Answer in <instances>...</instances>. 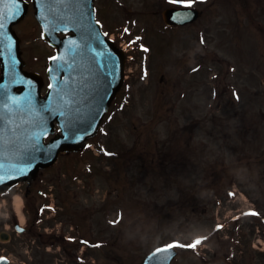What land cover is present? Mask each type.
<instances>
[{
  "label": "rangeland",
  "instance_id": "1",
  "mask_svg": "<svg viewBox=\"0 0 264 264\" xmlns=\"http://www.w3.org/2000/svg\"><path fill=\"white\" fill-rule=\"evenodd\" d=\"M175 1L98 2L105 27L118 29L113 33L118 42L130 45L137 36L132 43L139 57L129 59L127 85L113 107L121 106L123 97L127 104L122 110L114 108L104 131L96 134V143L106 144L114 155L108 165L91 160L106 174L79 175L78 187H72L74 178L65 179L56 171L58 163L36 178L25 198L24 185L0 196V232L10 231L9 241L0 240V254L8 255L12 264H138L151 246L168 239L173 243L162 245L178 250L172 264H196L200 257L212 260V254L221 253L219 238L228 241L227 264L242 247L259 252L253 263L264 264V0H246L245 8L235 5L238 0H192L195 7L209 10L205 24L199 20L175 31L157 29L163 6ZM16 28L26 67L43 72L45 56L53 49L39 40L32 14ZM196 52L202 54L200 59L193 57ZM193 148L182 168L186 178L177 180L171 163L178 165L177 157ZM167 159L163 168L159 160ZM215 164L225 170L220 180L212 175ZM206 174L214 181L201 182ZM56 180L78 193L64 206L84 218V238L101 241V246L83 253L80 246L66 255L57 239L44 237L70 225L66 217L54 215ZM89 186L94 188L86 190ZM186 187L208 197L194 199L191 212L186 205V211L168 221L151 219L154 210L164 203L172 206ZM37 189L54 195L53 212L37 215L46 202ZM58 190L63 188L55 190L62 200ZM17 194L22 214L15 215ZM255 208L256 215L236 220L239 213ZM121 218L127 226L119 233L122 220L111 223ZM14 219L26 232L11 231ZM217 264H224L221 257Z\"/></svg>",
  "mask_w": 264,
  "mask_h": 264
},
{
  "label": "water",
  "instance_id": "2",
  "mask_svg": "<svg viewBox=\"0 0 264 264\" xmlns=\"http://www.w3.org/2000/svg\"><path fill=\"white\" fill-rule=\"evenodd\" d=\"M32 1L46 37L58 46V56L52 60L48 70L52 85L47 97L40 99L39 78L21 68L18 38L11 25L23 17L27 3L24 0H0V55L3 66L0 133L5 136L28 133L36 141V145L32 143V152H36L37 146V155L33 157V161H37L47 154L46 149H40L37 127L46 125L47 130L51 129L52 120L57 119L66 132V135L63 132L64 139L74 140L79 131L86 128L80 127L78 121L85 124L89 110L95 119L101 118L121 84L123 56L103 37L95 24L91 0ZM68 30L74 31L75 35L59 40L56 33ZM61 73L65 74L63 79ZM16 86H21L22 90L15 92ZM60 144L57 140L49 147L56 154ZM60 147L72 146L64 143ZM24 154L22 152L21 157ZM170 256L164 258L162 250H157L142 264H169Z\"/></svg>",
  "mask_w": 264,
  "mask_h": 264
},
{
  "label": "bare ground",
  "instance_id": "3",
  "mask_svg": "<svg viewBox=\"0 0 264 264\" xmlns=\"http://www.w3.org/2000/svg\"><path fill=\"white\" fill-rule=\"evenodd\" d=\"M17 197H15V201H14V208L16 211H20V201L18 199H16Z\"/></svg>",
  "mask_w": 264,
  "mask_h": 264
}]
</instances>
